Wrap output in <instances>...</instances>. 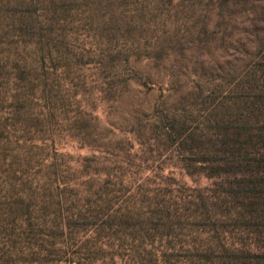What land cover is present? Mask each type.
<instances>
[{"label":"rangeland","instance_id":"374dc122","mask_svg":"<svg viewBox=\"0 0 264 264\" xmlns=\"http://www.w3.org/2000/svg\"><path fill=\"white\" fill-rule=\"evenodd\" d=\"M260 126L264 0H0L2 201L64 176L80 214L39 264H264Z\"/></svg>","mask_w":264,"mask_h":264},{"label":"trees","instance_id":"16d2710c","mask_svg":"<svg viewBox=\"0 0 264 264\" xmlns=\"http://www.w3.org/2000/svg\"><path fill=\"white\" fill-rule=\"evenodd\" d=\"M240 104H244V102L241 101ZM240 115H243V113H240ZM246 117L248 116L246 115ZM252 117L255 118L254 114ZM248 119L244 118L243 121L229 119V122L218 125L224 127L227 132L232 131L233 137H245L246 140L253 141L255 137L254 131L257 128L253 126L254 120ZM206 123V120H204V124ZM260 128V130L264 131V126H260ZM184 143L186 142L184 141ZM241 147L246 149L245 151L233 153V161L229 163L232 167L244 165V158L248 155L250 148L247 142H241ZM254 151L249 152L252 153ZM201 152V156L204 158H201L198 164L204 169L209 168L210 165L213 167V159L206 156L207 150L201 148ZM237 157L240 159L238 163L235 161ZM248 160L250 165L258 168V170L264 169V156L260 153H257L256 156H249ZM29 172L31 175V171ZM1 175L0 171V262L2 257L6 264L9 262L13 264H39L43 253L45 251L49 253L50 251L48 247L51 246L47 245H50L48 242L51 241L52 237H54L55 243L51 244L59 246V250L63 254L66 253L68 246L65 237L73 232V217H80L78 216L80 214L73 212V208L68 205L69 199H71V192L68 194V189L70 188L69 181H65L64 176H61L62 180L58 181L57 190L55 187V190L53 189L54 191L50 193L44 187L41 189L38 181L34 184V177L27 174L24 176L20 188L16 190L13 198L14 201L8 209V204L2 201L5 199V195L1 188ZM58 178H55V182ZM51 199L54 200L51 201ZM8 214L10 220L7 218ZM51 220L53 223L52 231L48 230L51 228V223L49 224ZM6 229L11 230L8 235L5 233ZM6 240H8L7 243H5ZM5 246L9 249L7 258H5L6 253L3 252V247ZM70 264H74V262Z\"/></svg>","mask_w":264,"mask_h":264}]
</instances>
